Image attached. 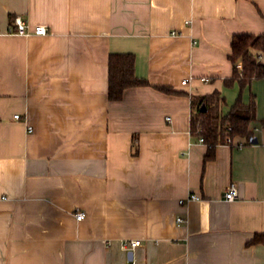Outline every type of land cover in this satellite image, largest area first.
Here are the masks:
<instances>
[{
	"label": "crops",
	"instance_id": "0c3cea01",
	"mask_svg": "<svg viewBox=\"0 0 264 264\" xmlns=\"http://www.w3.org/2000/svg\"><path fill=\"white\" fill-rule=\"evenodd\" d=\"M16 16L48 32L0 34V264H264V78L241 94L256 143L205 159L191 133L192 96L236 99L230 42L264 0H0V30ZM111 53L148 84L110 100Z\"/></svg>",
	"mask_w": 264,
	"mask_h": 264
},
{
	"label": "trees",
	"instance_id": "16d2710c",
	"mask_svg": "<svg viewBox=\"0 0 264 264\" xmlns=\"http://www.w3.org/2000/svg\"><path fill=\"white\" fill-rule=\"evenodd\" d=\"M228 59L232 64V74L223 80L226 87L237 83L239 93L226 113L221 110L224 98L219 91L208 96H192L191 104L195 115L191 117V133L202 136L208 145L205 159L211 158L216 145L224 144L229 135L249 143L254 136L251 123L255 120L256 99L250 95L248 102L242 100V91L249 87L253 80L264 78V33L235 34L230 42ZM135 56L132 53H111L108 58V98L118 100L126 88L147 85L148 82L138 78L134 73ZM158 89L171 92L167 86H156ZM204 105L205 110L200 111ZM264 127V119L260 120ZM229 128V130H227ZM264 242V234L255 235L250 241Z\"/></svg>",
	"mask_w": 264,
	"mask_h": 264
},
{
	"label": "built area",
	"instance_id": "2783aa9c",
	"mask_svg": "<svg viewBox=\"0 0 264 264\" xmlns=\"http://www.w3.org/2000/svg\"><path fill=\"white\" fill-rule=\"evenodd\" d=\"M47 29L43 25H34L31 26L27 21L23 20L21 17L16 16L13 18L12 22L5 28L4 31L0 30V34H7V35H22V36H28L31 34L36 35H45L47 34ZM203 81H207L206 78H202ZM187 81L183 80L182 83L185 84ZM19 115L16 114L14 117H18ZM28 130H31V127H28ZM229 130V128L227 129ZM198 142L204 143L203 137L198 136ZM224 144H234L237 146H241L242 143H233L232 138L229 135H226L224 138ZM239 197L238 189L235 183H231L228 187V189L224 193V199L227 201H233ZM201 196L194 192H188L185 197L180 198L178 200L179 204H184L189 201L193 200H200ZM84 213L81 211H78L75 213V218L77 220H80L83 217ZM176 221L178 223L185 222V219L182 217H177ZM112 241H108L107 244H111ZM141 244L140 239H124L119 241L120 247L125 251H131L134 250L136 247H138Z\"/></svg>",
	"mask_w": 264,
	"mask_h": 264
},
{
	"label": "water",
	"instance_id": "95a60500",
	"mask_svg": "<svg viewBox=\"0 0 264 264\" xmlns=\"http://www.w3.org/2000/svg\"><path fill=\"white\" fill-rule=\"evenodd\" d=\"M205 110V107L204 105L201 106L200 108V111H204ZM251 143H256L257 142V138L256 137H251L250 140H249Z\"/></svg>",
	"mask_w": 264,
	"mask_h": 264
},
{
	"label": "rangeland",
	"instance_id": "374dc122",
	"mask_svg": "<svg viewBox=\"0 0 264 264\" xmlns=\"http://www.w3.org/2000/svg\"><path fill=\"white\" fill-rule=\"evenodd\" d=\"M255 123H258V121H255V120H254V121L252 122V124H255ZM252 129H253V127H252Z\"/></svg>",
	"mask_w": 264,
	"mask_h": 264
}]
</instances>
